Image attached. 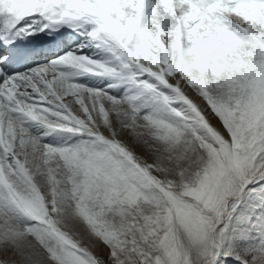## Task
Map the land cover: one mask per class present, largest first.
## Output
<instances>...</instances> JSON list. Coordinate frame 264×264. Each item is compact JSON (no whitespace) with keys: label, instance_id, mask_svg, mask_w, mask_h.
<instances>
[{"label":"snow or ice","instance_id":"1","mask_svg":"<svg viewBox=\"0 0 264 264\" xmlns=\"http://www.w3.org/2000/svg\"><path fill=\"white\" fill-rule=\"evenodd\" d=\"M0 254L264 264V0H0Z\"/></svg>","mask_w":264,"mask_h":264},{"label":"rangeland","instance_id":"2","mask_svg":"<svg viewBox=\"0 0 264 264\" xmlns=\"http://www.w3.org/2000/svg\"><path fill=\"white\" fill-rule=\"evenodd\" d=\"M208 118L210 119V122H211L212 120L218 122L217 119H214V118L211 117V116H209ZM218 123H219V122H218ZM219 125H220V124H219ZM126 139H127V138H126ZM136 151H137V154H139V155H143V154H144L143 151H142L141 149H139V148H137ZM96 243H97L98 247L94 250L95 253H96L97 255H99L101 258L105 259V261H107V248H106V246H104L103 243L100 242V241H97ZM3 261H4V256H3V254H0V264H2Z\"/></svg>","mask_w":264,"mask_h":264},{"label":"bare ground","instance_id":"3","mask_svg":"<svg viewBox=\"0 0 264 264\" xmlns=\"http://www.w3.org/2000/svg\"><path fill=\"white\" fill-rule=\"evenodd\" d=\"M199 103V101H197ZM211 123L216 127H221L217 121L212 120ZM222 130V129H221Z\"/></svg>","mask_w":264,"mask_h":264}]
</instances>
